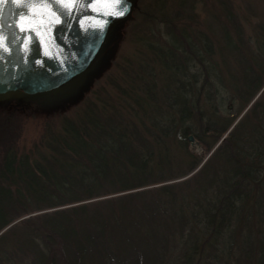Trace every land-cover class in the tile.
Here are the masks:
<instances>
[{
    "label": "trees",
    "instance_id": "16d2710c",
    "mask_svg": "<svg viewBox=\"0 0 264 264\" xmlns=\"http://www.w3.org/2000/svg\"><path fill=\"white\" fill-rule=\"evenodd\" d=\"M197 2L211 20L196 15ZM176 7L172 17L143 12L153 26L156 20L166 27L165 39L152 35L163 45H145V62L157 65V75L145 64L107 76L84 96L74 91L68 96L74 103L50 104L94 62L57 93L0 101V264H150L144 226L167 220L181 238L174 264L198 261L204 247L217 264H264V97L250 106L253 123L223 138L232 122L217 121L220 103H214L227 88L241 111L264 84V18L251 30L250 44L232 12L221 14L228 11L223 0H177ZM229 53L245 63L237 80L234 67L226 73L218 65ZM37 105L46 113L39 132L29 148L17 150L20 128ZM164 107L171 111L166 120ZM189 136L205 149V137L219 141V158L215 148L193 172L201 158L185 151ZM207 164L211 172L202 180ZM114 238L123 249L110 247Z\"/></svg>",
    "mask_w": 264,
    "mask_h": 264
},
{
    "label": "rangeland",
    "instance_id": "374dc122",
    "mask_svg": "<svg viewBox=\"0 0 264 264\" xmlns=\"http://www.w3.org/2000/svg\"><path fill=\"white\" fill-rule=\"evenodd\" d=\"M138 1V0H137ZM137 1L135 3L136 7ZM176 2L177 0H157L156 3L157 6L154 5L153 0H143L142 4L139 8V12L135 13L134 16L130 17V19L125 22L124 24L117 26L107 37L104 42V45L102 46V50H100V53L98 54L96 61H94L93 68L89 71V73L81 79L80 82L77 84H74L72 87H70L68 90L60 93V95L55 96V99H58L57 101H52L50 104H55L56 106L59 104V100H65L69 103L73 101H77L75 99L76 97H68L69 95L73 94L74 91L78 94L84 96L88 91L91 90L93 87L98 86L100 84H103V80L107 76H113V77H120L125 76V73H130L131 71H137V67L144 66L146 64L147 67L153 65V73L158 74L157 72V65L153 62H145L147 60L149 52H146V44L147 45H153L156 43L159 45H163V43L158 39L157 37H152V35L160 36V38H166V27L164 23H159L154 20L155 26H153L151 23L146 20V15L143 14V12H148L150 14L156 15V16H167L172 17L173 12L176 10ZM224 5H227V10H224V12H221V14L232 12L234 15V19L236 21L237 25H240V28L242 30V38L248 39L250 44L252 43V32L251 30L253 27L257 24H259L263 18H264V0H223ZM132 9V10H133ZM194 12L196 15L203 21L211 20L208 15V12L204 8V5L202 2L195 3ZM132 13V11H131ZM130 13V15H131ZM129 15V16H130ZM214 22V21H213ZM264 24V22H262ZM219 24H216L214 22L213 26H211L213 34L215 33L212 38L215 40V36H217V32H219ZM264 28V26H263ZM257 35L259 36L257 39V43H259L262 38V31L257 32ZM264 36V35H263ZM264 40V39H263ZM234 54H227L224 56V60L227 61L224 64H222L219 60L218 65H224L226 68V73L228 71L232 73V69L234 67V79L237 80L239 77L242 76L244 70L240 66H244L245 63L242 61L236 62L237 60L233 56ZM254 59H257L254 57ZM233 61V62H232ZM244 64V65H241ZM147 69V68H146ZM227 76V75H226ZM167 75L163 76L162 78V86L163 91L165 94L166 89L170 88L169 84L166 86L165 83L167 82ZM155 81L156 88H159L160 85V79L159 78H153ZM252 81L256 82L257 87V79H251ZM255 85H253L255 87ZM219 92V100L217 101V97L214 101L216 105L218 102L219 110L216 112V118L219 122L220 120L223 121V119L228 120L229 122H232L231 125L227 128L225 133L222 134V138L228 134L230 130L233 129V133L238 132L237 129L239 128L240 131L245 130L248 128L249 124L251 125L253 123V113L252 108L250 106L252 103L256 100H261L264 97V84L260 86V88L255 92L251 100L248 102V104L245 106L243 110L240 111L241 105L240 103L230 98V92L227 88H222L218 90ZM88 96V95H87ZM64 101V102H65ZM49 102V101H48ZM204 109V113H208V108L202 106ZM43 106L37 105L33 107L32 113L33 116L27 118L26 123H24L20 128V135L17 140V150L23 151L26 148H29L31 145V142L36 138L39 128H40V120L42 118H45V111H43ZM254 111L256 109H253ZM203 111V110H202ZM171 111L168 110V108L164 107V112H162L161 118L162 119H168L170 116ZM239 131V132H240ZM221 138V139H222ZM206 143L209 144V148H203L200 144L198 145L195 140L188 142L186 147V152H190L194 155H198V157L201 158V162L196 167V169L193 171L195 172L197 169H199L203 162L207 160L208 156L211 154L215 148H217V145L219 141L214 143V139L212 138H206ZM222 147H218L216 149V158H219V154L221 151H219ZM182 150V149H181ZM223 153L225 149L223 148ZM174 152V151H173ZM172 152V153H173ZM180 163H185L186 165V156L180 154L178 156ZM214 159L213 157L209 160V164ZM185 161V162H184ZM208 167V164L202 167L201 173H200V179L206 180L209 177L210 172L206 170ZM179 169H181L179 167ZM175 171H177L174 168ZM192 172V173H193ZM192 173L188 174L187 176H184L180 179H175L171 182H177L179 180L185 179ZM219 173V171H218ZM170 182V181H169ZM163 183H158L138 189H133L129 191H137V190H143L147 188H155L158 185ZM210 188H208L209 190ZM128 192V191H126ZM201 192V191H200ZM113 196V195H112ZM95 200V199H93ZM50 209H45L40 212L49 211ZM188 209L185 212L187 215ZM33 214V213H32ZM179 228L175 225L170 223L169 220H167L164 223L158 224L157 222H154V224H148L144 226L142 238L145 239V250L147 252L148 257H150V264H174V261H177V257L179 250L181 249V246H179V243H181V238L179 237ZM141 236V235H140ZM190 238L186 239V243L188 245V240ZM148 244V245H147ZM110 247L118 251L119 249H123L124 245H122L119 241V239H111L110 241ZM206 248L204 247V251L201 254L200 258L197 261V256L194 257L192 264H199V261L201 264H217L215 257L207 254ZM214 260V261H213ZM215 262V263H214ZM86 264H96L94 260L88 261ZM112 264H114L112 262Z\"/></svg>",
    "mask_w": 264,
    "mask_h": 264
},
{
    "label": "water",
    "instance_id": "95a60500",
    "mask_svg": "<svg viewBox=\"0 0 264 264\" xmlns=\"http://www.w3.org/2000/svg\"><path fill=\"white\" fill-rule=\"evenodd\" d=\"M136 1L125 0L122 16L114 0L0 2L5 23L13 25L5 31L21 41L0 51V101L47 97L85 75L111 29L129 17Z\"/></svg>",
    "mask_w": 264,
    "mask_h": 264
},
{
    "label": "snow or ice",
    "instance_id": "6c2138e0",
    "mask_svg": "<svg viewBox=\"0 0 264 264\" xmlns=\"http://www.w3.org/2000/svg\"><path fill=\"white\" fill-rule=\"evenodd\" d=\"M0 2H4V0H0ZM8 2L18 3L21 2V0H8ZM31 2L32 0H23V3L25 4H29ZM41 2L61 3L64 2V0H41ZM71 2L84 3L85 0H71ZM114 2L118 5H121L118 11L119 14L122 16L127 11L125 0H114ZM21 15H23V13H21ZM17 19H19V17ZM11 27H13V25L11 23L6 24L4 21L3 13L0 12V38L4 40V43L0 44V51L4 50L5 45L21 43L20 38L18 36H16L14 33H9L5 31L6 28ZM25 38L31 40V37L26 36ZM31 42L35 43L34 40H32ZM21 46L23 47V44H21ZM37 63H40V61H37Z\"/></svg>",
    "mask_w": 264,
    "mask_h": 264
}]
</instances>
